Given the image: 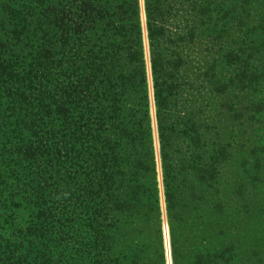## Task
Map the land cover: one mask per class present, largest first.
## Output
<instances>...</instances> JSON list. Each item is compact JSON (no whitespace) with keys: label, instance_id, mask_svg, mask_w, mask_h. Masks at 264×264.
I'll return each instance as SVG.
<instances>
[{"label":"trees","instance_id":"obj_1","mask_svg":"<svg viewBox=\"0 0 264 264\" xmlns=\"http://www.w3.org/2000/svg\"><path fill=\"white\" fill-rule=\"evenodd\" d=\"M240 1L144 0L169 223L222 212L225 108L264 60ZM169 234L173 264H223ZM0 264H165L137 0H0Z\"/></svg>","mask_w":264,"mask_h":264},{"label":"rangeland","instance_id":"obj_2","mask_svg":"<svg viewBox=\"0 0 264 264\" xmlns=\"http://www.w3.org/2000/svg\"><path fill=\"white\" fill-rule=\"evenodd\" d=\"M137 1L165 264H173L170 230L175 231V241L178 242L176 244L182 250L193 251L196 248L202 252L206 249L211 250L215 246L226 250L223 264H264V104H262L264 78L261 76L263 71L259 68L260 65H264V60L257 58L260 64L255 72L250 69L251 73L247 74V81L259 82L258 89L254 91L248 88L244 92L238 90V100L234 103V109L239 111L240 115L237 118L232 117L230 114L232 107L225 108L226 111H231L225 114L222 125L226 142L231 144L232 149L230 159L221 167L222 178L218 189L222 196L211 199L215 204L221 205L222 212L213 218L202 216L200 213L197 215L198 204L193 201V211L169 223L164 200L145 3L144 0ZM238 3L241 4V1L236 0V7ZM251 7L253 16L249 22L254 24L264 20V0H253ZM232 38L235 39L236 36ZM241 39L242 36H238L237 42ZM243 39L244 46L250 44L248 37L243 36ZM251 39H255V36H251ZM203 46L207 50L204 53H202V45L198 43L190 52L191 54L193 51L197 52L198 57H202V64L218 57V54L208 50V47L211 49L212 44ZM230 47L229 44L224 45L225 49ZM214 49H217V45ZM222 70L221 75L228 82H231L237 73L234 67L223 66Z\"/></svg>","mask_w":264,"mask_h":264}]
</instances>
